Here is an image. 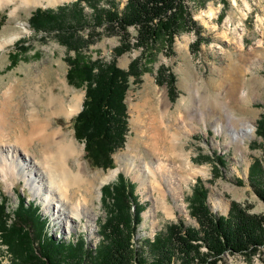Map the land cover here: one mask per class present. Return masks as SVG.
Here are the masks:
<instances>
[{
	"label": "rangeland",
	"instance_id": "374dc122",
	"mask_svg": "<svg viewBox=\"0 0 264 264\" xmlns=\"http://www.w3.org/2000/svg\"><path fill=\"white\" fill-rule=\"evenodd\" d=\"M74 1L76 0H53L52 4H48L47 0H43L42 5H23L20 0H16L12 4L0 7V43L16 36L11 44L0 51V101L9 83L20 82L19 90H21L24 83L32 81L35 76L40 78L36 83L39 85V96L43 100H45L44 93L50 88L57 96L62 95L65 102H68L69 95L75 94L81 95L84 99L85 84L69 85L66 78L69 67L65 58L73 57L75 53L66 51L54 35L34 33L28 22L37 8L56 9ZM116 1L121 9L127 0ZM188 4L193 19L201 27V35L208 42H202L197 51L190 52L189 46L195 41L196 36L193 32H185L175 38L173 54L167 55L164 50L158 52L155 62L147 67L138 83L130 78V88L125 99L127 134L123 148L110 156L112 168L106 167L108 166L106 162H101L100 165L95 163L86 154L85 143L74 138L73 121L77 113L70 121L64 116L51 119V128H63L68 138H73L81 150L80 156L69 161L73 170L77 168L78 162H82L87 177L95 179L98 175L120 168L116 176L105 185L116 183L118 174L135 184V195L143 206L142 220L133 239L136 248L145 239L152 240L155 234L163 232L165 227L180 219L185 225H196L195 220L189 216L188 210L191 190L197 178L202 180L208 190L207 204L213 214L226 216L231 202L240 204L248 209L249 213L264 214V203L254 193L248 181L250 166L256 160L260 161L261 170L264 171V152L261 150L264 141L255 135L256 121L264 114V0H194L189 1ZM85 11L87 14L91 13L87 8ZM88 31V29L81 30L79 34L85 39ZM96 32L101 33L100 37L94 44L81 49L80 56L83 59H99L107 63L112 60L113 49L119 45V36L108 35L103 28H98ZM128 33L132 37L136 35L134 28H129ZM23 43L28 46V50L20 52L18 45ZM13 52H16L18 61L15 66H10L9 55H13ZM139 54L137 49L122 54L115 60L117 67L126 70L132 59ZM161 65L175 76L178 96L173 103L168 98L166 86L155 83L157 69ZM61 80H64V83H61ZM163 92L170 102V114L181 113L185 117V122L194 125L187 135L181 136L180 145L189 155L193 166L206 170L204 175L194 176L187 185L183 186V210L174 209V215L171 217L165 215L162 210L154 209V200L147 186L151 178L141 179L133 172L127 174L124 170V161L115 157L123 153L130 155L141 153V155H150L146 157L148 159L153 158L142 146L131 149L130 145L138 135L137 127L134 126L138 116L136 106L144 96L158 98ZM22 96V94L16 95L17 101L20 102L19 106L22 107L21 112L24 109L21 99H25V96ZM27 107V109L31 108ZM35 107L41 116H45L48 110L45 102L36 103ZM168 121L171 122V119ZM245 122L252 123L253 134L245 137L244 143L240 140L233 141L228 131V123L239 125ZM219 125L222 126L221 131L218 129ZM259 143L262 146H259ZM39 146L38 142H35L31 151L38 153ZM214 155L222 157L224 163L222 166L215 162ZM201 156H209L212 161H199ZM26 164L28 163L25 162V166ZM26 168L27 172L31 170ZM21 176L15 178L12 189H8L0 178V201L6 203L11 218L19 204V198H23L26 204L33 202L38 207L40 215L46 219L47 232L52 237L66 242L83 238L88 247L95 249L101 239L99 228L105 218L107 206L106 202L100 200L101 197L95 200L90 196L89 206L97 216L90 224L87 219L77 218L74 224L70 222L67 225L62 224L60 220H56V210L52 208L45 210L47 200L38 193L33 184L37 177L27 180ZM167 200L172 206L174 205L170 196ZM224 205L227 206L226 212L215 210L216 206ZM148 213L150 217L145 218ZM72 225L74 230L69 233ZM5 253V247L0 245L1 264L7 263L8 257L6 258ZM175 264H182L180 258H175ZM214 264H264V248L250 260L239 254L225 253L221 260Z\"/></svg>",
	"mask_w": 264,
	"mask_h": 264
},
{
	"label": "trees",
	"instance_id": "16d2710c",
	"mask_svg": "<svg viewBox=\"0 0 264 264\" xmlns=\"http://www.w3.org/2000/svg\"><path fill=\"white\" fill-rule=\"evenodd\" d=\"M189 1L194 0H127L119 9L116 0H76L56 9L37 8L30 17L28 22L34 33L54 35L66 51L75 53L65 58L69 67L67 83L85 84V93L82 108L73 121L74 138L85 143V152L95 163L106 162V167L112 168L110 156L124 146L125 99L130 78L138 83L158 52L173 54L175 38L185 32L196 36L189 46L190 52L208 42L193 19ZM86 8L91 13L87 14ZM98 28L119 36V45L107 63L80 56L81 49L100 37ZM129 28L135 29V37L129 35ZM86 29L89 33L84 39L79 32ZM24 43L18 45L20 52L28 50ZM132 49L140 54L126 70L118 68L116 58ZM12 54L10 66H15L18 57L16 52ZM155 83L166 86L173 103L178 96L175 76L165 66L157 69ZM255 135L264 141V114L256 121ZM261 150L264 152V147ZM214 159L220 166L224 164L222 157ZM199 161L212 159L201 156ZM117 177L116 183L101 188V199L107 206L99 228L101 239L95 249L88 247L83 238L66 242L48 234L46 219L33 202L26 204L19 198L11 218L6 203L0 201V245L5 247L7 264H175V258H180L182 264H210L221 260L225 253L250 260L264 248V214L249 213L236 202H231L226 216L213 214L207 204L208 190L199 178L191 190L188 210L196 225H185L180 219L136 248L133 239L142 220L143 206L135 195V184L122 175ZM248 181L264 203V171L260 161L250 166Z\"/></svg>",
	"mask_w": 264,
	"mask_h": 264
},
{
	"label": "bare ground",
	"instance_id": "6f19581e",
	"mask_svg": "<svg viewBox=\"0 0 264 264\" xmlns=\"http://www.w3.org/2000/svg\"><path fill=\"white\" fill-rule=\"evenodd\" d=\"M14 1L16 0H0V7ZM42 1L20 0L23 5H39ZM47 3L52 4L53 0H47ZM15 39L16 36L3 40L0 43V51ZM39 79L35 76L32 81L24 83L21 90L20 82H11L3 91V99L0 101V178L8 189H12L18 175L27 180L37 177L33 184L38 193L47 200L45 210H56V220L67 225L68 222L74 224L76 218L87 219L90 224L92 219L97 217L89 206L90 196L95 200L99 199L101 187L111 181L120 168L98 175L95 179L87 177L82 162H78L75 170L72 169L69 161L80 156L81 150L73 138H68L63 128H51V119L64 116L70 121L81 109L83 98L79 94L69 95L68 102H65L62 95L57 96L50 88L44 93L43 100L39 96V85L36 83ZM62 82L64 83V80H61ZM18 94L25 96V99H21L24 108L22 112L20 102L16 99ZM40 102H45L48 109L45 116H41L35 107V104ZM27 106L31 108L27 109ZM136 109L138 116L134 126L137 127L138 135L130 147L133 149L142 146L153 158L148 159L146 157L150 155L141 153H123L115 157L124 161L127 174L133 172L141 179L151 178L147 186L154 200V209L162 210L165 215L171 217L174 215V209L183 210V186L194 176L206 173V170L193 166L189 155L180 145L181 136L187 135L194 125L185 122L181 113L170 114V102L165 92L158 98L144 96ZM170 119L171 122L168 121ZM218 129L221 131L222 126L219 125ZM228 131L233 141L240 140L244 143L245 137L253 134V125L251 122L239 125L228 123ZM35 142L40 145L38 153L31 151ZM25 162L28 163L26 166ZM26 167L31 170L27 172ZM29 186L32 188L31 184ZM168 196L173 201V206L168 202ZM219 209L226 212L227 206L215 207V210ZM147 217H150L149 213L146 214L145 218ZM72 230L73 225L69 233Z\"/></svg>",
	"mask_w": 264,
	"mask_h": 264
}]
</instances>
